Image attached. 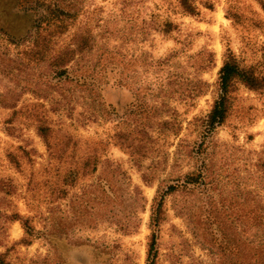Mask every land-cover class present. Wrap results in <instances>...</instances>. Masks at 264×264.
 <instances>
[{"label":"rangeland","instance_id":"1","mask_svg":"<svg viewBox=\"0 0 264 264\" xmlns=\"http://www.w3.org/2000/svg\"><path fill=\"white\" fill-rule=\"evenodd\" d=\"M54 1L71 15L59 45L83 47L72 68L106 65L111 82L101 108L83 88L57 86L32 42L9 41L30 33L33 14L8 12L10 27L0 16V254L10 264H148L154 200L178 183L164 197L154 264H230L232 240L253 234L246 210L264 209V90L234 83L202 159L192 150L224 56L264 74V0H190L193 14L179 0ZM40 125L52 130L50 150ZM200 168L204 181L185 185Z\"/></svg>","mask_w":264,"mask_h":264},{"label":"trees","instance_id":"2","mask_svg":"<svg viewBox=\"0 0 264 264\" xmlns=\"http://www.w3.org/2000/svg\"><path fill=\"white\" fill-rule=\"evenodd\" d=\"M53 0H0V16L4 19L5 25H10L11 18H24L28 20L29 13L33 14L31 22L33 28L30 33L15 40L17 36L14 32H7L10 36L9 41L11 44L18 45L24 41L32 42V49L30 50L31 58L37 62L49 61L51 67V73L53 79L58 86L60 83L69 82L74 87L83 88V92H86L90 100L95 106L102 107L101 95L99 91L103 86L108 85L111 82L109 73L111 70L106 65L101 66L99 70L90 69L88 67L83 70L73 69L71 63L74 61V57L83 51V47L71 48L68 46L59 45V39L67 30L66 19L71 15L65 9L61 8L56 1ZM181 6L186 13L193 14V7L190 0H179ZM8 12L13 13L12 17ZM10 27V26H9ZM218 85L219 94L218 99L215 101L211 111L209 112L206 120L204 121V131L202 139L192 150L195 155L202 159L204 150V137L206 132L213 130L217 126L223 124L227 114L228 95L231 92V88L234 83H241L250 89L264 90V74L256 75L251 70L242 69L235 61L233 55L230 53L223 58L222 65L218 71ZM113 84L115 82L113 81ZM97 108V107H96ZM50 127L40 125L38 126V132L43 137L46 146L50 150ZM95 169V168H93ZM206 178L205 169L200 168L195 173L188 174L184 177L183 183L186 184H200ZM183 185V184H182ZM180 184L169 185L166 190L155 198L150 225L152 227V234L150 243L148 245L147 256L149 259L148 264H154L156 252V232L163 214L164 197L166 194L174 192L178 189ZM9 220H19L20 216L17 213H12ZM21 225L25 231L27 237L35 236V230L28 224L27 220H21ZM246 233L253 232L252 237L244 239L242 245L236 242L234 238L231 242L232 253L230 264H264V209L255 211L249 207L246 210L245 219ZM37 235H39L37 233ZM41 235V234H40ZM24 244H29L23 239ZM5 255L0 254V264H10L5 260Z\"/></svg>","mask_w":264,"mask_h":264}]
</instances>
